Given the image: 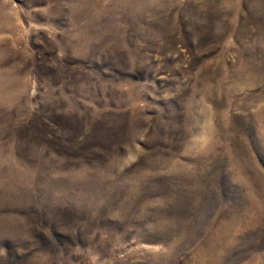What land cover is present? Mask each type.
<instances>
[{
	"label": "rangeland",
	"instance_id": "1",
	"mask_svg": "<svg viewBox=\"0 0 264 264\" xmlns=\"http://www.w3.org/2000/svg\"><path fill=\"white\" fill-rule=\"evenodd\" d=\"M0 264H264V0H0Z\"/></svg>",
	"mask_w": 264,
	"mask_h": 264
}]
</instances>
